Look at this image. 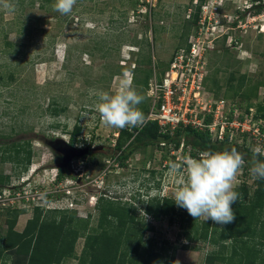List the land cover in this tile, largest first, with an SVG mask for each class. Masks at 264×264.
I'll list each match as a JSON object with an SVG mask.
<instances>
[{"label":"rangeland","instance_id":"obj_1","mask_svg":"<svg viewBox=\"0 0 264 264\" xmlns=\"http://www.w3.org/2000/svg\"><path fill=\"white\" fill-rule=\"evenodd\" d=\"M199 1L76 0L68 15L54 10L55 0H13V13L0 7V147L27 142L32 152L27 171L0 159V177L9 178L0 183V236L7 231L8 211L22 210L14 226L19 233L33 218L35 207L43 210V217L48 210L73 214L69 227L75 241L59 264H80L86 237L98 229L97 204L102 197L132 206L131 215L154 228L144 234L137 253L134 244H124L126 259L140 261L141 253L164 247L169 257L176 249L168 264H209L210 256H229L242 244L259 252L264 249L257 237L228 240L223 248L222 242L214 244L223 225L194 220L177 205L179 216L172 225L168 218L155 221L146 215L142 206L149 198L173 199L169 165L180 166L179 149L186 152L183 156L190 149L183 141L178 148L159 142L136 149L123 162L115 160L120 129L106 127L95 108L92 93L114 92L125 72L140 81L150 70V80L153 74L163 80L175 55L193 39L204 52V80L193 112L206 108L211 110V122L240 123L232 128L231 140L225 136L221 141L213 126V132L208 131L211 142L251 151L264 147V0H204L198 8ZM133 86L144 97L138 107L145 122L150 107L147 87ZM53 108L64 111L52 117L48 110ZM75 125L80 128L75 144L94 148L93 155L71 163L62 180L53 183L60 160L49 143L69 142ZM237 179V188L245 184L251 195L254 178L249 168L244 165ZM190 224L196 227L192 231ZM203 226L208 228L205 234ZM188 230L196 240H187ZM14 251L7 252L0 264H24V257ZM258 258L264 262L263 252Z\"/></svg>","mask_w":264,"mask_h":264},{"label":"trees","instance_id":"obj_2","mask_svg":"<svg viewBox=\"0 0 264 264\" xmlns=\"http://www.w3.org/2000/svg\"><path fill=\"white\" fill-rule=\"evenodd\" d=\"M48 1L41 0V3ZM203 1H199L198 8H200ZM193 20L197 21L196 19ZM188 48L189 46L186 44L185 50H188ZM150 78L151 71L148 70L144 72L140 81L133 79V83L146 88ZM63 111L64 109L58 110L57 108L48 110L52 117H57ZM262 117L264 118V116ZM205 122L210 123L211 118L207 116ZM132 129L126 127L119 130L118 139L113 150L114 154L112 155L115 160L123 162L136 149L156 145L159 142L163 144L165 142L173 143L178 148L181 141H183L186 143V148L190 149L187 156L191 155L192 157H198L201 152L206 150L218 151L231 148L224 142H211L207 129L200 131L187 126L177 128L173 132H163L155 121H146L140 127H132ZM79 131L80 128L75 125L69 141L71 145H75L74 141ZM225 140H227V136ZM128 141H130L129 144L124 147L125 142ZM133 143L136 146L129 149V146ZM235 148L243 154L245 168L250 169L253 151L237 146ZM0 152L1 161H12L16 167L19 166L22 171H27L32 158L31 148L27 142H18L11 144L9 147H0ZM260 158L264 159V157ZM58 171L57 182L63 178V170L59 169ZM8 179L7 176L0 177V183L5 184ZM253 185L254 189L251 195H248L249 187L245 184L235 189L241 194V198L231 206L235 213V220L232 223L223 225L219 236L220 240L218 239L214 244L222 242L221 247L223 248L225 241H241L245 236L247 239L248 237H257L258 244L264 247V179H254ZM175 205L171 198L155 196L149 198L142 207L144 213L153 220L160 221L168 218L169 224L172 225L175 218L179 216V209ZM97 209L100 216L98 229L94 234L86 237L85 250L80 264H168L173 261L176 249H172V260L170 259L167 263L168 258L171 257L167 256L164 247L160 250L154 249L144 254L141 253L142 258L140 261L133 258L126 259L124 257L125 251H122L124 244H134V253H137V248L144 234L153 232V226L136 219L134 214L131 215L130 212L133 213L135 210L132 206H121L120 203L100 197ZM21 211L15 209L6 213L7 231L4 236H0V262L3 261V258L9 256L7 252L15 250V254L24 257V264H59L71 252L75 241L74 231L69 227L73 222L74 215L71 214L68 217L62 215L60 210H48L44 214L46 216L43 217V210L35 207L33 218L27 222L23 231L19 233L14 230V226ZM181 227L183 228V226ZM194 228L196 227L193 224L188 226L190 231ZM189 230L185 233L187 240H196L197 235L194 233V236H192ZM202 231L205 234L208 231L207 226H203ZM204 234L202 233V238L205 237ZM164 244L167 245V242H164ZM187 248V246H183L184 250H188ZM262 252L264 257V249L259 252L247 244H242L239 250L231 251L229 256L220 257V254L210 256L207 263L214 264L221 261L224 264H264L263 261L260 263L258 258V255ZM4 264H7L6 261H4Z\"/></svg>","mask_w":264,"mask_h":264},{"label":"clouds","instance_id":"obj_3","mask_svg":"<svg viewBox=\"0 0 264 264\" xmlns=\"http://www.w3.org/2000/svg\"><path fill=\"white\" fill-rule=\"evenodd\" d=\"M75 4L76 0H55L54 10L68 15ZM0 7L9 13L15 12L13 0H0ZM92 94L96 97L95 108L100 120L106 127L123 129L144 123V114L138 107L144 97L133 86L131 72L123 74L114 92L94 91ZM260 157H264V147L256 146L249 169L254 179H264V159ZM244 165L243 154L235 147L206 150L198 157L182 156L180 166L170 163L167 173L173 185V202L194 220L210 219L220 225L232 223L235 213L231 206L240 198L235 189ZM56 182L55 179L53 183Z\"/></svg>","mask_w":264,"mask_h":264},{"label":"built area","instance_id":"obj_4","mask_svg":"<svg viewBox=\"0 0 264 264\" xmlns=\"http://www.w3.org/2000/svg\"><path fill=\"white\" fill-rule=\"evenodd\" d=\"M192 40L188 42V50H180L175 55L163 80H157L155 74L149 80L147 97L150 100V107L145 122H157L163 132H173L177 128L189 126L194 129H207L212 133L215 126L216 135L221 141L225 136L231 140L234 137L232 128H239V122L232 120L216 123L213 120V123L208 124L205 119L208 115L212 116L211 110L204 108L199 114L193 112L197 111L198 88L202 87L201 62L204 59V52L202 48H196L197 45ZM218 109L220 107H216L217 111ZM255 133H258L257 130ZM179 151L181 159L182 148Z\"/></svg>","mask_w":264,"mask_h":264},{"label":"water","instance_id":"obj_5","mask_svg":"<svg viewBox=\"0 0 264 264\" xmlns=\"http://www.w3.org/2000/svg\"><path fill=\"white\" fill-rule=\"evenodd\" d=\"M52 149L60 154L63 157L64 165L63 167H67L68 163L76 158H81L85 153L89 151V149H79L74 146L69 145L66 141L62 139H57L49 143Z\"/></svg>","mask_w":264,"mask_h":264},{"label":"flooded vegetation","instance_id":"obj_6","mask_svg":"<svg viewBox=\"0 0 264 264\" xmlns=\"http://www.w3.org/2000/svg\"><path fill=\"white\" fill-rule=\"evenodd\" d=\"M191 17V16H190ZM69 145H71L69 142H67ZM71 146H74V147H76V148H79V149H89V151L87 152V153H85L84 155H83V157H81L82 159H84V158H86V157H88V156H91V155H93V150H94V148H90L89 146L88 147H80V146H77L76 144L75 145H71ZM58 158H59V160H60V166H59V169L60 170H66V168L69 166H71V163H73V162H75V161H78V160H80L81 158H76V159H73V160H71L67 165V167L65 166V167H63V165H64V162H63V157L60 155V154H58Z\"/></svg>","mask_w":264,"mask_h":264}]
</instances>
